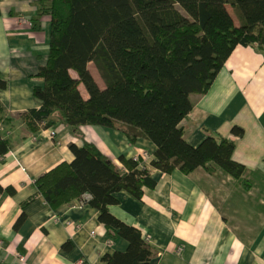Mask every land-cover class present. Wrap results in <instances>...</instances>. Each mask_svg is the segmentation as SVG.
I'll return each instance as SVG.
<instances>
[{
	"label": "trees",
	"instance_id": "1",
	"mask_svg": "<svg viewBox=\"0 0 264 264\" xmlns=\"http://www.w3.org/2000/svg\"><path fill=\"white\" fill-rule=\"evenodd\" d=\"M38 4L37 20L50 19L49 57L38 71L42 83L33 86L41 105L5 119L0 157L4 160L18 143L7 132L18 122L32 134L60 121L67 123L83 145L71 143L74 160L36 179L37 197L29 198L23 209L37 198L53 210L86 203L100 212L99 223L111 241L122 238L129 243L126 251L106 254L107 264H150L154 252L145 236L110 209L124 192L141 199L145 187L154 188L150 170L139 167V157L121 156L120 167L79 130L99 126L122 132L131 143L157 144L152 166L164 173L180 170L192 176L203 169L219 170L241 179L246 168L233 158V137L207 133L194 147L183 123L239 44L264 53V0H38ZM232 133L240 137L243 130L235 128ZM7 192L14 195L17 189L9 187ZM25 220L22 213L15 228Z\"/></svg>",
	"mask_w": 264,
	"mask_h": 264
},
{
	"label": "crops",
	"instance_id": "2",
	"mask_svg": "<svg viewBox=\"0 0 264 264\" xmlns=\"http://www.w3.org/2000/svg\"><path fill=\"white\" fill-rule=\"evenodd\" d=\"M38 9V0H0V129L6 118L41 105L33 86L42 83L38 71L49 57L50 19L37 20ZM183 124L194 147L207 133L233 137L243 177L204 169L192 176L164 173L152 166L157 144L131 143L114 129L81 127L85 139L120 167L121 156L142 158L139 167L156 182L141 199L122 193L111 211L145 236L154 252L150 264H264V53L239 44ZM235 128L243 135L234 137ZM7 132L18 143L0 157V264H107L106 254L126 251L129 243L111 241L100 212L86 203L53 210L37 198L23 209L37 197V178L74 160L69 146L84 143L74 129L60 121L32 134L18 122ZM9 187L17 192L9 194ZM22 213L26 220L17 229Z\"/></svg>",
	"mask_w": 264,
	"mask_h": 264
},
{
	"label": "rangeland",
	"instance_id": "3",
	"mask_svg": "<svg viewBox=\"0 0 264 264\" xmlns=\"http://www.w3.org/2000/svg\"><path fill=\"white\" fill-rule=\"evenodd\" d=\"M90 67L92 68L94 74H96L97 78L101 81V84L104 85L103 81L99 77V74L97 73L96 69L94 68V65L91 64Z\"/></svg>",
	"mask_w": 264,
	"mask_h": 264
},
{
	"label": "built area",
	"instance_id": "4",
	"mask_svg": "<svg viewBox=\"0 0 264 264\" xmlns=\"http://www.w3.org/2000/svg\"><path fill=\"white\" fill-rule=\"evenodd\" d=\"M51 136L52 137H55L56 136V133L54 131L51 132ZM137 159V158H136ZM19 257V254L17 253V255ZM79 263H82V260L79 261Z\"/></svg>",
	"mask_w": 264,
	"mask_h": 264
}]
</instances>
